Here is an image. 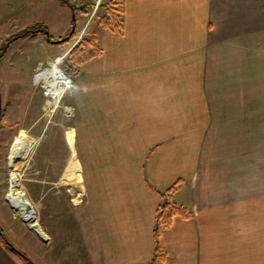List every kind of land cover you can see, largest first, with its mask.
I'll return each instance as SVG.
<instances>
[{
  "label": "crops",
  "instance_id": "1",
  "mask_svg": "<svg viewBox=\"0 0 264 264\" xmlns=\"http://www.w3.org/2000/svg\"><path fill=\"white\" fill-rule=\"evenodd\" d=\"M18 1L40 17L5 15L0 0V37L34 25L55 40L67 34V6ZM120 3L121 35L98 29L101 55L79 67L69 93L72 167L45 173L42 215L28 203L37 229L0 193L3 238L33 264H148L158 193L176 185L165 199L192 217L160 230L164 264H264V184L245 232L237 192L207 166L214 117H264V0ZM0 264L27 262L0 239Z\"/></svg>",
  "mask_w": 264,
  "mask_h": 264
},
{
  "label": "rangeland",
  "instance_id": "2",
  "mask_svg": "<svg viewBox=\"0 0 264 264\" xmlns=\"http://www.w3.org/2000/svg\"><path fill=\"white\" fill-rule=\"evenodd\" d=\"M109 1H100L95 9V2L91 4L86 0L82 7L87 6L86 13L77 14L74 36L67 42L51 44L44 36L21 38L8 45L0 59V193L8 195L10 179L15 177L27 203L39 208L37 217L42 215L40 191L45 186V173L65 172L72 166L64 163L75 156V104L69 93L75 86L80 66L73 64L69 54L81 40L93 44L98 29L106 31L100 21L106 16ZM11 13L20 20L40 17V13H31L26 3L18 0H8L4 14ZM71 15L67 34L58 40L71 32ZM26 29L29 28L5 31L0 37V50L10 38ZM50 40L57 41L51 37ZM49 62H52L49 68L56 67L69 83V88L59 98L45 88L47 69L42 67ZM240 112V109L236 112L238 116L213 118L218 130L207 132V166L215 177L219 174L223 190L237 192L236 199L241 205L238 211L242 213L246 232L250 231L253 188L259 184L262 189L264 184V117H240ZM248 112L250 110L244 111ZM46 186H50L49 180Z\"/></svg>",
  "mask_w": 264,
  "mask_h": 264
},
{
  "label": "trees",
  "instance_id": "3",
  "mask_svg": "<svg viewBox=\"0 0 264 264\" xmlns=\"http://www.w3.org/2000/svg\"><path fill=\"white\" fill-rule=\"evenodd\" d=\"M63 5L67 6L70 12L75 16L77 14H85L87 10V6L84 8L74 9L68 5L66 0H58ZM121 0H110L106 5V16L103 20L100 21L101 26L109 33L121 35L122 33V10H121ZM76 21V20H75ZM72 26H75V22H72ZM44 35L47 42L51 44H63L67 42L74 36V32H70L64 39L57 40L52 42L50 40V36L47 32V29L43 26L34 25L33 27L23 30L22 33L19 35L10 38L7 41L5 47L0 50V59L3 57L5 51L7 50L8 45L12 42L17 41L18 39L24 38L29 35ZM101 55V51L95 48L92 42L88 40H81L76 48H74L70 54L69 59L73 62V64L81 66L84 63L98 58ZM176 188V185L168 189L164 193H158L162 199L161 204L159 205L156 215H155V226L153 229V241H154V251L151 258V261L148 264H163L166 259V256L162 253L160 249V242H159V232L162 228H167L170 226L171 222L176 219H189L192 217L190 211L178 207L176 205L170 204L165 199L166 195L171 194ZM0 239L4 242V244L15 254L19 255L27 264H33L24 254L16 250L6 239L3 238L2 232L0 230Z\"/></svg>",
  "mask_w": 264,
  "mask_h": 264
},
{
  "label": "bare ground",
  "instance_id": "4",
  "mask_svg": "<svg viewBox=\"0 0 264 264\" xmlns=\"http://www.w3.org/2000/svg\"><path fill=\"white\" fill-rule=\"evenodd\" d=\"M46 71L44 80L45 88L48 89L55 98H59L63 92L69 88V83L67 82L66 77H64L56 67L48 68ZM10 180L11 188L7 195V201L14 210L19 212L21 217L27 220V222L29 221L30 227H35L37 229L29 204L27 203L25 196L18 190L19 185L16 178L12 177Z\"/></svg>",
  "mask_w": 264,
  "mask_h": 264
},
{
  "label": "built area",
  "instance_id": "5",
  "mask_svg": "<svg viewBox=\"0 0 264 264\" xmlns=\"http://www.w3.org/2000/svg\"><path fill=\"white\" fill-rule=\"evenodd\" d=\"M66 1H67L71 6H74L75 9L82 8L83 6L86 5V4H85V1H86V0H66ZM99 2H100V0H96V1H95V3H94V5H95V9H96V7L98 6ZM95 9H94V10H95ZM93 14H94V11L92 12L91 16H93ZM75 43H77V42H75ZM75 45H76V44H75ZM52 62H53V61H52ZM52 62L47 63L46 66H45V67H42V68H43V69H48V68L52 65ZM40 68H41V66H39V67L37 68V73H38V71H39Z\"/></svg>",
  "mask_w": 264,
  "mask_h": 264
},
{
  "label": "water",
  "instance_id": "6",
  "mask_svg": "<svg viewBox=\"0 0 264 264\" xmlns=\"http://www.w3.org/2000/svg\"><path fill=\"white\" fill-rule=\"evenodd\" d=\"M71 18H72V22H75L76 19H75V16L73 14L71 15ZM73 31H74V27L71 29V32H73Z\"/></svg>",
  "mask_w": 264,
  "mask_h": 264
}]
</instances>
